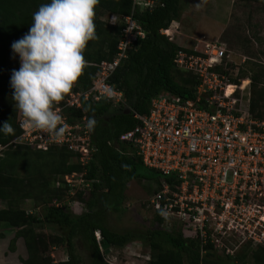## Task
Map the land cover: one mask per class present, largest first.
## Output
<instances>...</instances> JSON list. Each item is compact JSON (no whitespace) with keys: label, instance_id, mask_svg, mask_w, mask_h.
I'll use <instances>...</instances> for the list:
<instances>
[{"label":"trees","instance_id":"obj_1","mask_svg":"<svg viewBox=\"0 0 264 264\" xmlns=\"http://www.w3.org/2000/svg\"><path fill=\"white\" fill-rule=\"evenodd\" d=\"M146 1H154L155 6L142 8L135 6L133 0H99L95 8L97 39L90 41L83 52L87 64L72 90L88 89L98 71L97 65L114 59L125 17L133 15L146 36L135 42L128 58L119 64L110 78V83L123 92L124 104L115 106L111 101L84 103L88 117L95 121L92 131L97 150L88 166V175L96 182L88 197L80 192L73 198L84 208L80 214H75L68 206L67 190L55 187L56 179L64 180L65 175L84 170L74 155L66 149L43 152L11 144L21 133V117L15 110L10 85L12 73L19 70L20 62L19 56L12 51V44L28 33L33 13L50 0H0V97L9 102L0 105V128L8 122L13 129L8 134L0 132V147H5L0 150V201L5 203L0 209V227L15 229L16 237L25 241L29 257L24 264H110L101 251L95 235L97 231L101 232L102 239L108 240L111 248H123L132 242L148 246L151 258L147 264H246L248 260L264 264V248L261 247H247L236 256L220 254L209 247L202 255L196 237L186 236L181 225H175L171 231L165 230L162 228L164 219L159 213L154 215V228L115 232L107 224L112 210H118L125 201L131 181L147 179L153 172L157 174L156 182L162 178L157 171L144 166L130 144L121 141V136L138 124L134 113L148 114L152 99L163 93L193 97L197 84L195 77L180 72L176 66L175 60L182 48L161 33L180 20L183 0ZM106 14L116 16L118 21L114 24L104 21L102 17ZM259 80L257 76L253 79L255 83ZM68 95L55 106L64 103ZM256 95L252 112L256 117L264 118L255 113L264 94L256 92ZM31 157L36 162L37 175L49 173L52 176L51 185L41 189L40 197L36 198L43 203L41 215L30 213L20 204L33 198L31 189L21 183L18 174L19 167L27 166ZM54 201L62 202L64 206L56 207L52 204ZM45 224L60 228L61 235L53 242L67 247V260L56 262L41 249L40 245L45 241L37 233L36 226Z\"/></svg>","mask_w":264,"mask_h":264},{"label":"built area","instance_id":"obj_2","mask_svg":"<svg viewBox=\"0 0 264 264\" xmlns=\"http://www.w3.org/2000/svg\"><path fill=\"white\" fill-rule=\"evenodd\" d=\"M133 1L142 8L155 6L154 1ZM124 23L114 59L97 65L88 89L72 90L64 103L55 106L67 125L62 141L55 142L47 133L24 129L20 118L21 133L11 143L43 152L66 149L84 166L82 172L55 181L56 188L67 190L70 209L84 210L73 198L80 192L88 197L96 182L88 175L97 149L93 131L87 126L90 118L84 103L124 104L123 92L110 83V78L128 58L135 42L146 36L133 15L125 17ZM226 54V44L220 41H204L202 51L179 50L177 68L197 81L193 97L163 93L153 98L149 113L135 112L138 124L121 136V141L137 151L146 168L162 176L147 209L161 215L165 230L181 225L186 236L196 237L202 255L209 247L230 256L246 247L264 248V118L254 116L249 102L242 101L250 85L232 83L227 73L218 69H226ZM230 86L234 87L231 94ZM105 89L115 95L108 96ZM52 204L64 206L58 201ZM95 234L100 242L101 232Z\"/></svg>","mask_w":264,"mask_h":264},{"label":"rangeland","instance_id":"obj_3","mask_svg":"<svg viewBox=\"0 0 264 264\" xmlns=\"http://www.w3.org/2000/svg\"><path fill=\"white\" fill-rule=\"evenodd\" d=\"M182 26L186 27V34L183 37L186 49H204V41L223 42L226 44V69L229 80L236 82L243 87H249L245 91L242 101L250 104L257 98L256 92L264 94V2L240 1V0H183L182 1ZM102 19L114 24L118 19L111 15H104ZM180 22V21H179ZM173 24V23H172ZM175 27V28H174ZM174 28L175 32L170 30ZM166 36L170 40L178 34L177 26L171 25ZM177 29V30H176ZM190 29V31H189ZM183 31V30H182ZM190 32V33H189ZM195 36V40L190 38ZM14 58H11V62ZM19 62L20 58L18 57ZM184 74L187 72L178 69ZM259 77L258 83L253 81ZM248 81L250 84H245ZM241 98L240 91L236 94ZM9 102L0 97V105H8ZM15 106V103H14ZM253 113V112H252ZM255 113L264 115V98L260 99ZM254 115V114H253ZM255 116V115H254ZM35 161L29 158L27 166L19 167L18 174L23 185L31 189L33 198L21 201V207L29 212L41 215L43 203L36 200L40 197L42 190L51 185L52 176L49 173L37 175ZM157 174L154 172L147 175V179L133 180L126 189V199L119 206L118 210H112L108 220V226L115 232H124L127 229L154 228V214L147 209V204L153 194L159 189L160 182H156ZM5 203L0 201V209ZM73 213L80 214L82 208L71 209ZM36 231L45 242L40 245L46 255H51L54 261L67 260L68 249L65 245L57 246L53 239L61 235V230L55 225H38ZM96 235V234H95ZM102 240V238H101ZM15 241L14 245L12 244ZM247 248V247H246ZM252 248V247H249ZM254 249V248H252ZM105 254V259L110 264H147L151 252L148 246L140 242H132L123 248H111ZM222 254V252H217ZM225 254V253H223ZM29 254L22 238L16 237V230L0 227V264H24ZM246 264H254L252 260Z\"/></svg>","mask_w":264,"mask_h":264},{"label":"clouds","instance_id":"obj_4","mask_svg":"<svg viewBox=\"0 0 264 264\" xmlns=\"http://www.w3.org/2000/svg\"><path fill=\"white\" fill-rule=\"evenodd\" d=\"M99 0H50L33 13L28 33L13 42L12 51L20 58L10 85L15 110L28 131L47 133L61 142L67 130L55 105L71 93L82 75L88 43L97 39L95 8ZM115 19V18H113ZM108 96L115 93L105 89ZM95 121L88 122V128ZM0 132L12 133L7 122Z\"/></svg>","mask_w":264,"mask_h":264},{"label":"crops","instance_id":"obj_5","mask_svg":"<svg viewBox=\"0 0 264 264\" xmlns=\"http://www.w3.org/2000/svg\"><path fill=\"white\" fill-rule=\"evenodd\" d=\"M180 21V22H179ZM179 21H176V23L174 24L175 26H177V31H176V33L178 34V36H177V40L175 41V35L173 34V39H172V41H174L176 44H178L181 48H182V50H187V51H190V49H186V48H188V46H192V45H190V44H188V46L185 44V42H184V40L186 39V38H183V37H189L187 34H186V27L184 26H182L183 24H182V22H181V19L179 20ZM175 28V27H174ZM174 28H169L170 30H172L173 32H175V30H174ZM183 30V31H182ZM189 31H190V29H189ZM190 33V32H189ZM190 38H193V40H195L194 38H195V36H191ZM3 208H4V206H3Z\"/></svg>","mask_w":264,"mask_h":264},{"label":"water","instance_id":"obj_6","mask_svg":"<svg viewBox=\"0 0 264 264\" xmlns=\"http://www.w3.org/2000/svg\"><path fill=\"white\" fill-rule=\"evenodd\" d=\"M176 23V21H174ZM100 248L108 254L110 252V243L106 239H102L99 242Z\"/></svg>","mask_w":264,"mask_h":264},{"label":"bare ground","instance_id":"obj_7","mask_svg":"<svg viewBox=\"0 0 264 264\" xmlns=\"http://www.w3.org/2000/svg\"><path fill=\"white\" fill-rule=\"evenodd\" d=\"M167 31L169 32L170 30H167ZM167 31H166V32H167ZM244 83L247 84V85L249 84L248 81H245ZM233 91H234V87H232V86L228 87V93H229V94H231Z\"/></svg>","mask_w":264,"mask_h":264}]
</instances>
